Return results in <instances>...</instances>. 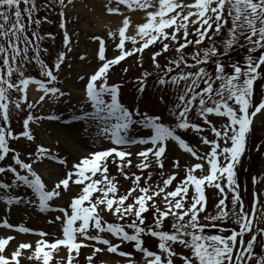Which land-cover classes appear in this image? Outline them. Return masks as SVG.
I'll return each instance as SVG.
<instances>
[{
    "label": "snow or ice",
    "instance_id": "obj_1",
    "mask_svg": "<svg viewBox=\"0 0 264 264\" xmlns=\"http://www.w3.org/2000/svg\"><path fill=\"white\" fill-rule=\"evenodd\" d=\"M72 3L58 0L61 17ZM137 10L145 20L134 25L125 12ZM39 11L40 0H0V205L5 211L0 229L39 237L9 251L16 236L0 235V264H22L23 259L30 264H79L83 248L92 249L86 264L104 253L125 258L124 264H264V251H257L264 249V194H254L249 208L236 170L254 120L264 116V91L257 101V87L264 86V0H107V13L123 17L116 31H108L118 54L109 58L106 41L93 38L98 41L97 67L79 77L83 101L67 116H37L28 102L30 86L42 93L39 101L59 102L67 95L58 86V74L73 50L64 20V50L51 65L46 62ZM47 37L55 38L51 33ZM149 50L154 71L143 70L135 79L136 96L128 103L124 85L110 82L111 70L133 56L143 69ZM33 65L39 78L28 74ZM150 79L156 92L151 107L145 103ZM25 108L29 111L17 133L13 109ZM44 119H63L65 129L93 137L100 147L69 167L66 158L44 145L28 154L12 146L22 138L35 141L31 125ZM188 133L208 150L192 145ZM170 145L194 162L182 165L177 157L173 170H167ZM44 160L65 168L51 186L35 167ZM109 163L131 181L125 192L110 174ZM133 167L140 174L130 172ZM72 184L80 190L68 205L55 204ZM254 184L264 185V176L254 177ZM208 188L220 196L213 211ZM14 207L55 213L48 222L59 223L60 235L10 223ZM148 238L156 241L154 248L147 246ZM122 245L132 250H121Z\"/></svg>",
    "mask_w": 264,
    "mask_h": 264
},
{
    "label": "rangeland",
    "instance_id": "obj_2",
    "mask_svg": "<svg viewBox=\"0 0 264 264\" xmlns=\"http://www.w3.org/2000/svg\"><path fill=\"white\" fill-rule=\"evenodd\" d=\"M67 3V0H65ZM107 0H73L72 4H68L64 9L65 16L61 17L60 11L61 7L58 4V0H40V11L38 13V18L42 20V23L38 29L41 35H44L46 39L43 42V47L48 49L47 53H42L43 58L50 65L55 61L57 54L60 51L64 50L63 47V33L64 29L60 27L62 21L66 20V27L69 35L72 40V52L68 54V59L66 63L62 66L59 75L58 86L65 92L67 95L62 97L59 102L54 99L45 98L44 101H39V96L42 94L39 92V96L35 103L28 100L29 103L34 104V108L31 110L37 116H46V114H62L63 116L69 115L71 110L77 108L83 101V97L78 98L75 92H82L84 89V82L79 79L80 76L91 74L97 67L96 53L98 48V41L93 38L96 36L102 37L106 41L107 47V56L109 58L118 54L114 48L112 39L108 36V31H116L118 29V24L121 23L123 17L119 14H109L106 11ZM126 15H129L133 21V24H138L144 22L145 14L141 10L137 11H126ZM47 17V19H44ZM122 18L119 22H114V19ZM111 18V19H110ZM134 30L133 29H130ZM129 31V32H130ZM51 33L55 38L51 39L47 37V34ZM130 35V34H129ZM129 48L132 47L131 43L127 45ZM160 47L159 44L156 45L155 50H158ZM191 51V49H189ZM87 56L86 60H81L80 56ZM171 55V53H169ZM235 55V54H234ZM151 50L146 51L143 58V69L138 65V57L133 56L127 58L125 61L121 62L119 66L114 67L111 70L110 82L121 81L124 85V89L127 91H132L131 99L134 100L136 96V85L135 79L138 78L143 70L154 71L152 61L150 59ZM160 63H165V57L159 58ZM70 65V66H69ZM127 68L128 71L125 73L124 69ZM29 75L38 76L39 72L36 66H31L28 71ZM264 91V86L257 87V101L260 98L261 92ZM80 93V94H82ZM156 92L152 88V80H149V91L145 94V103L150 107L155 101ZM15 95L13 99H15ZM128 102H131L130 99H127ZM28 109L25 108L22 112H16L13 109V121L12 127L17 133L22 131V122L23 119L28 114ZM32 132L35 136V141L29 142L26 139H21L16 142L18 148L21 149L23 154L34 153L39 145H44L45 147L52 150L53 153L58 154L61 158H66L68 161V166L78 161L79 158L88 154L90 151L99 148L98 143L93 142V137L91 136H76L71 132H65L63 127V119L61 121H50L47 119L41 120L39 122H34L31 125ZM190 143L194 146L201 147V151H207V148L200 146V142L197 136L192 133H188L186 137ZM211 138V136H210ZM255 140L257 144H264V116H258L254 120L253 131L249 136V143ZM19 143L20 146L17 144ZM248 143V145H249ZM259 149L262 146H258ZM137 147L134 146L131 148V151H137ZM254 154V153H253ZM168 159L166 160L165 167L167 170H173V161L179 157L181 164L184 165L188 161H193L194 158L182 154L174 145L169 146L167 153ZM133 164L137 162L135 156L132 157ZM37 171L45 179V181L51 186L59 177H62L65 172V168L53 161L44 160L42 163L35 165ZM258 167L263 169L264 160L262 159ZM257 167V168H258ZM110 174L116 176L119 181L120 191L123 193L128 188L131 187V181L126 180L123 175L118 172L117 166L114 163L109 164ZM154 173L158 172V169H153ZM130 172H137L138 170L133 167L130 169ZM252 172V171H251ZM253 173V172H252ZM258 173V171H257ZM183 167L180 170V177L184 176ZM147 175V172L144 173ZM264 176V169L259 173L258 177ZM154 181L158 180V176L154 175ZM242 184L241 193L243 189L250 190L251 186H254V179L251 178V175L246 176ZM260 185L261 194H264V185ZM210 189V188H209ZM79 187L72 184L70 185V190L64 193L62 199H59L56 202L57 205L67 206L71 197L76 195L79 192ZM257 191V190H256ZM254 196V189H253ZM252 196V197H253ZM220 198L219 193L213 198L209 205V211L214 210V205L218 202ZM231 201V194H229V206ZM5 214L4 207L0 205V216ZM55 213H40L37 209L34 208H13L9 216V222L16 225L19 223L27 224L33 226L34 228L45 230L50 234L56 236L60 235V225L59 223L51 224L48 221L53 218ZM108 219L113 217L107 213L104 214ZM112 221V220H111ZM9 231L0 229V235H7ZM12 235L16 236V240L12 242L13 247L17 246L19 242H24L25 239L31 238L26 235L16 234L13 232ZM147 246L150 248L155 247V240L148 238ZM126 251H131L132 248H123ZM257 251H264V249H257ZM92 252L91 248H87L84 252L85 255L83 259H79V264H86V257ZM28 253H26L27 255ZM82 254V253H81ZM60 256H66V252L61 251ZM112 258V261H118L117 264H124V259L116 254H98L95 257L94 264H109L106 259ZM136 259H139L137 254ZM59 259V257H57ZM22 264H30L27 259L22 260Z\"/></svg>",
    "mask_w": 264,
    "mask_h": 264
},
{
    "label": "bare ground",
    "instance_id": "obj_3",
    "mask_svg": "<svg viewBox=\"0 0 264 264\" xmlns=\"http://www.w3.org/2000/svg\"><path fill=\"white\" fill-rule=\"evenodd\" d=\"M133 32H134V30H133ZM77 94H78V93H77ZM36 96H37V94H36V93H33V97H36ZM77 96H81V95L78 94ZM65 132H68V130L65 129ZM28 239H30V238L25 239V241H27ZM111 263H112V261H111Z\"/></svg>",
    "mask_w": 264,
    "mask_h": 264
}]
</instances>
